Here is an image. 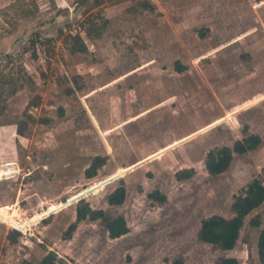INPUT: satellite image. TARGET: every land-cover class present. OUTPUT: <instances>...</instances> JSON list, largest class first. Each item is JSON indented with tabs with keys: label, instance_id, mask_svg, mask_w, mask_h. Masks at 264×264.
I'll list each match as a JSON object with an SVG mask.
<instances>
[{
	"label": "rangeland",
	"instance_id": "374dc122",
	"mask_svg": "<svg viewBox=\"0 0 264 264\" xmlns=\"http://www.w3.org/2000/svg\"><path fill=\"white\" fill-rule=\"evenodd\" d=\"M251 135L261 139L254 150L208 173L209 150ZM5 163L16 171L0 180V208L19 215L11 225L0 216V264H39L47 254L55 264H264V202L233 249L198 237L203 219L231 218L233 195L264 178V0H0ZM121 184L124 202L109 205ZM77 206L85 219L76 220ZM98 211L123 217L127 233L111 238Z\"/></svg>",
	"mask_w": 264,
	"mask_h": 264
},
{
	"label": "trees",
	"instance_id": "16d2710c",
	"mask_svg": "<svg viewBox=\"0 0 264 264\" xmlns=\"http://www.w3.org/2000/svg\"><path fill=\"white\" fill-rule=\"evenodd\" d=\"M76 41L80 50L84 48L81 43L80 37H76ZM185 69L179 66V71ZM18 134H22V128L18 127ZM261 139L257 135H251L241 140H237L232 147L222 146L215 149H211L206 154L205 167L209 174L217 175L227 170L229 167L233 153H245L247 151L254 150L260 143ZM103 158L97 156L93 159L91 166L86 169L85 176L87 178L93 177L96 174V167L101 165ZM264 172V167H263ZM126 196V190L124 184L114 189L107 196V202L109 205L118 206L121 205ZM159 200H164V196H157ZM264 202V178L253 179L240 193L233 195V202L231 210L233 216L231 218H225L222 216H211L201 221L200 229L198 231V237L201 241L216 245L219 249L229 251L233 249L236 241L239 238V232L244 224L245 218L256 208H258ZM88 215V211L84 206L76 207V220L85 219ZM100 218L105 221V226L108 234L111 238H117L128 231V227L123 217L107 218L102 211H98ZM76 228V223H72L68 226L66 234L71 236L72 232ZM257 251L259 259L264 262V227L261 229L257 240ZM55 256L53 254L45 255L39 264H55ZM220 264H238V261L234 257H225Z\"/></svg>",
	"mask_w": 264,
	"mask_h": 264
},
{
	"label": "bare ground",
	"instance_id": "6f19581e",
	"mask_svg": "<svg viewBox=\"0 0 264 264\" xmlns=\"http://www.w3.org/2000/svg\"><path fill=\"white\" fill-rule=\"evenodd\" d=\"M223 121V118H217L215 120H213L210 124L208 125H205L203 126L202 128H200L198 131H196L195 133H193L192 135H188V136H185V137H182L180 138L179 140L177 141H174V142H171L170 144L162 147L161 149L157 150L156 152L150 154L148 157H146L144 160H140L139 162H137L136 164H132L130 165L129 167H127L126 169H133L136 165H139L141 164L142 162L146 161V160H153V159H157L159 158L164 152L165 150H167L168 148H171L173 146H177L178 143L184 141V140H188V138H192V136L196 133H199V132H202L204 130H206L207 128H210V127H213L214 125L220 123ZM125 168H122L120 170L117 171V173L115 175H113L112 177H109V178H113L117 175H122L125 171H126ZM14 173V169H11L9 168L8 166L6 165H0V180L1 179H7V178H10L12 176V174ZM107 178V179H109ZM106 179V180H107ZM100 181V182H96L95 184H93L91 186L90 189H93V188H96L97 186H100L102 185L103 183H105V181ZM104 185V184H103ZM81 194V193H80ZM79 194V195H80ZM78 196V195H77ZM75 196V197H77ZM75 197L71 198V199H68V201L65 203V202H61V203H58V204H55V205H49L48 208L46 210H43L42 212L40 211V213H37L34 217H31L30 219L26 220V224H29V223H35L38 219L42 218L43 216L49 214L50 212L64 206V205H67L72 199H74ZM56 212V211H55ZM18 212L16 210H13L11 213H8L7 211L3 210L2 208H0V216H2L4 218V220L9 224H14V219L18 216ZM50 215V214H49ZM16 224V223H15ZM23 224V223H22ZM13 226V225H12ZM25 228V227H24Z\"/></svg>",
	"mask_w": 264,
	"mask_h": 264
},
{
	"label": "built area",
	"instance_id": "2783aa9c",
	"mask_svg": "<svg viewBox=\"0 0 264 264\" xmlns=\"http://www.w3.org/2000/svg\"><path fill=\"white\" fill-rule=\"evenodd\" d=\"M5 165L11 167V166H12V163H5ZM11 168H13V167H11ZM13 169H14V168H13ZM14 170H15V169H14ZM15 171H16V170H15ZM16 173H17V172H16Z\"/></svg>",
	"mask_w": 264,
	"mask_h": 264
},
{
	"label": "water",
	"instance_id": "95a60500",
	"mask_svg": "<svg viewBox=\"0 0 264 264\" xmlns=\"http://www.w3.org/2000/svg\"><path fill=\"white\" fill-rule=\"evenodd\" d=\"M113 178H114V177H113ZM110 179H112V178L107 179L105 182L109 181ZM83 193H84V192H83ZM83 193H81L80 195H82ZM80 195H78V196H80Z\"/></svg>",
	"mask_w": 264,
	"mask_h": 264
}]
</instances>
